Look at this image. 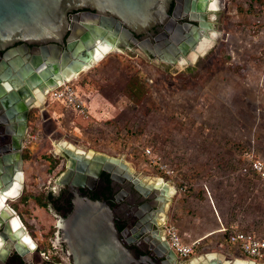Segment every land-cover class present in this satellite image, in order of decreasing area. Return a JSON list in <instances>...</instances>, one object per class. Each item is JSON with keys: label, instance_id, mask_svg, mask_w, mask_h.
Wrapping results in <instances>:
<instances>
[{"label": "rangeland", "instance_id": "rangeland-1", "mask_svg": "<svg viewBox=\"0 0 264 264\" xmlns=\"http://www.w3.org/2000/svg\"><path fill=\"white\" fill-rule=\"evenodd\" d=\"M263 1L218 0L217 37L193 64L171 65L136 48H120L77 75L73 84L86 106L88 97L108 91L113 116L73 118L50 102L43 112L33 109L24 141L23 197L57 189L66 161L54 144L64 141L85 154L122 159L144 183H171L178 194L166 214L184 240L200 244L196 254L207 253L206 245H217L226 232L209 221L207 198L226 221L236 220L238 230L264 236V180L242 172L248 155L264 161ZM46 116L51 119L42 124ZM147 148L172 176L151 164ZM46 168L55 173L51 182ZM19 206L26 218L54 223L39 207ZM210 230L218 233L206 240Z\"/></svg>", "mask_w": 264, "mask_h": 264}, {"label": "water", "instance_id": "water-1", "mask_svg": "<svg viewBox=\"0 0 264 264\" xmlns=\"http://www.w3.org/2000/svg\"><path fill=\"white\" fill-rule=\"evenodd\" d=\"M174 1L0 0V53L21 44L27 54L23 59L17 56V52L13 53L16 58L8 60L11 68L0 74V106L7 110L9 118H14L20 107L25 113L33 109L42 110L43 107L34 103L40 92L43 93L44 106L49 89L75 74H81L85 67L92 65L96 46L94 41L102 39L101 45L114 44L119 49L130 50L138 49L134 46L137 37L147 40L155 30L173 34L172 25L180 18L176 12L177 5L172 8ZM187 1L190 7L183 17H187L188 21L183 27L193 37L188 34L183 36L181 28H178L176 34L181 41L176 42L178 48H174L173 55L179 61L196 53V46L203 39L210 38V32L214 30L212 21L216 12L209 11L210 0ZM84 15L94 17L96 21L90 22ZM207 15L210 21L205 22ZM24 98L27 100L22 104L20 100ZM60 154L65 157V170L55 183L59 189L69 186L74 198L71 212L64 219L57 220L56 226L72 264H147L146 259L137 260L133 251L120 239L114 212L106 201L81 196L82 185L79 182H83L88 174L99 178L104 172L109 176L112 187L125 172L133 185L154 194L157 214L168 209L171 203L173 196L167 195L168 187L159 189L134 178L120 158L97 153L88 156L68 149ZM9 157L0 156V194L18 180L16 165L15 170L7 176L3 175L11 163ZM22 188L21 183L15 197L21 195ZM10 199L13 198L1 201L0 210ZM156 239L146 251H142L144 255L150 256L151 253L146 252H151V246L160 248L164 245L159 236ZM165 246L169 249L166 241ZM194 261L177 260L180 264H194ZM205 264L225 263L209 260Z\"/></svg>", "mask_w": 264, "mask_h": 264}, {"label": "flooded vegetation", "instance_id": "flooded-vegetation-1", "mask_svg": "<svg viewBox=\"0 0 264 264\" xmlns=\"http://www.w3.org/2000/svg\"><path fill=\"white\" fill-rule=\"evenodd\" d=\"M175 5H177L176 12L180 18L175 20L174 25H172L173 34L167 35L163 31L155 30L151 37H147V40L137 37V44L134 46H137L139 51L146 52L150 58L159 59L171 65L186 66L194 63L195 53L190 56V62L182 61V63H178L179 59L173 54L174 48H178L176 42L181 41L179 35L176 34L178 28H181L183 36L188 34L193 37L183 27L184 23L188 21L187 17L183 16L186 9L190 7V3L187 0H175L172 3V8ZM83 17L90 22L96 21L94 17L89 15ZM204 21H210L209 15ZM15 52L18 53L17 56L26 59L27 54L21 44L5 49L0 53V74L11 68L8 60L12 61L16 58V55H13ZM30 56L32 57L33 54L30 53ZM26 100L24 98L20 101L24 104ZM41 101L38 100L35 105L43 107V112L45 106L42 105ZM31 111L25 113L20 107L18 114H16L17 117L9 118L6 115L7 110L0 106V156L10 155L9 159H11V163L3 171V175L7 176L10 171L15 170L16 165L18 167V180H15V183L16 185L22 183L23 190L25 187V174L22 169L25 158L24 141L29 130ZM127 175L125 172L122 173L119 180L110 187L109 176L104 172L100 174L99 178H94L88 174L83 182H79L82 185L80 195L94 200L106 201L114 212L120 239L133 251L137 260L146 259L147 264H180L177 262L179 260L177 256L165 246L166 239L162 229H160L164 222L160 219L161 213L157 214L158 207H156L154 194L133 185L127 179ZM133 177L138 178L137 175ZM145 183L147 184V182ZM10 189H7L3 194L7 196L9 191H16L15 187ZM48 192L52 194V197L45 199V208L39 207L34 201L19 205L23 208L26 207V209L32 206L39 207L46 215L53 217L54 223L50 225L40 222L36 216L30 215L26 218L20 206L14 205V201L9 200L2 206L0 210V264H72V258L68 255L66 246L60 241V233L56 225L57 220L64 219L71 212L74 196L69 186L63 189L57 188L55 191L46 189L42 193L38 192L37 195H46ZM0 198H2L1 195ZM158 236L164 245H161L160 248L153 245L151 252H146L147 254L151 253L150 256L144 255L142 251H146L153 240L157 241ZM206 256L203 255V258Z\"/></svg>", "mask_w": 264, "mask_h": 264}, {"label": "built area", "instance_id": "built-area-1", "mask_svg": "<svg viewBox=\"0 0 264 264\" xmlns=\"http://www.w3.org/2000/svg\"><path fill=\"white\" fill-rule=\"evenodd\" d=\"M109 54L111 53H108L107 55ZM49 102L58 103V105L63 107L64 110H72L73 112L81 114L83 116L88 115V108L86 106V103L77 94L73 81L61 82L58 83L55 87L49 89L46 96V103L44 104L46 108ZM31 140H37V137L32 136ZM144 155L149 159L151 164L157 166L158 169L165 173L167 176H172L174 174L171 168L159 161V158H156L151 149H145ZM245 163V167L242 169V172L244 174L253 175L260 180H264L263 160L256 159L253 155L250 154L246 157ZM47 168L45 169L46 173ZM54 174L55 173L51 175L47 173L48 178H50V182L54 178ZM46 189H49V187H46ZM20 196L21 195L10 200H18ZM162 232L164 238L167 241L168 247L180 261H188L192 256L196 254L195 251H197L200 244L196 242H185L179 232L178 227L173 222H171L169 218H167L163 223ZM226 234V243L236 257L232 261L233 263L236 261L264 263V236L240 231L236 228H232L229 231H226Z\"/></svg>", "mask_w": 264, "mask_h": 264}, {"label": "crops", "instance_id": "crops-1", "mask_svg": "<svg viewBox=\"0 0 264 264\" xmlns=\"http://www.w3.org/2000/svg\"><path fill=\"white\" fill-rule=\"evenodd\" d=\"M103 60L104 59H102L98 64H100ZM98 64H96V65L98 66ZM96 65H94V66H96ZM107 92L108 91H106L105 93L104 92L102 93L104 96H101V95H99V93H97L96 95L93 94L91 97H88V100L90 99L89 100V107H87L88 108V115L84 116V117H87V118L90 117V120H92V119L93 120H101V118H103L104 116H113L114 113L111 110H109L107 107V105H109V103L107 101V95H106ZM80 96H81V98H83L82 95H80ZM84 96H85L84 98H87L86 95H84ZM101 108H102V110L100 111ZM46 109H48V106ZM46 109H44V110H46ZM64 115H71V116H73V118L75 116H77L75 114V112H73L72 110H67ZM50 119H51V116H46L42 120V124L49 121ZM73 124H74V122H73ZM175 191H176V189H175ZM177 194H178V192H175L174 195L176 196ZM174 195H173L172 199L174 198ZM207 199L204 201V204H205L206 210L208 211L210 222H212V223L214 222L215 224H217V226L219 228L222 226L223 228L226 229V231H229L232 228L238 229V224H236V220L233 219L232 222L226 221L224 216L221 214L217 204L214 202V206H211L209 200H207ZM167 218H169V217L167 216ZM169 220H170V218H169ZM237 221H239V219H237ZM217 233L215 232V230H210L208 232H205L204 238L206 240H210V238H213L214 234H217ZM226 236H227V234L225 232L217 245H214V244L213 245L212 244L206 245L207 249L209 250L207 253L195 254L187 262L190 263V261L196 260V262L194 261L195 262L194 264H199L198 259H200L201 261L221 260L222 262H226L228 264L233 263L232 261L236 257H235V254L233 253V251L230 250V248L228 247V245L226 243ZM184 241L187 242L186 240H184ZM187 243H191V242H187ZM203 255H207V256L205 258H200ZM212 255H213L214 259L211 258ZM206 258H210V259L206 260ZM189 263H186V264H189Z\"/></svg>", "mask_w": 264, "mask_h": 264}, {"label": "bare ground", "instance_id": "bare-ground-1", "mask_svg": "<svg viewBox=\"0 0 264 264\" xmlns=\"http://www.w3.org/2000/svg\"><path fill=\"white\" fill-rule=\"evenodd\" d=\"M208 9H209V11H212V12H218L219 11L218 0H210L209 1V5H208ZM216 37L217 36H216V34H214V30H212V32L210 33V38L203 39L196 46V53L194 55V59L197 56V54L202 55L203 53H205L206 52V49L211 45L210 42H212ZM101 41H102V39H99V41H97V42L94 41V44L96 46L99 45V47L97 48L95 46L94 60L92 61V65H89V66L85 67L84 70L92 68L96 63H98V61H100L101 59H103L105 57V55H107V53H113V52H116V51H120L119 47H117L114 44H112L111 46L103 45V44L101 45L100 44ZM192 54H194V53H192ZM188 60H187V58L186 59H180L179 63H182V61L190 62V57H189ZM76 77H77V74H75V75L67 78L63 82L73 81V79H75ZM42 96H43V93L40 92L38 98L35 99L34 103H38V100H42V98H41ZM41 102H43V101H41ZM54 145H55V147L57 149V152H59V153L62 152L63 150H67V149L68 150H73V151L79 152L76 148L72 147L71 145H69L68 143H66L64 141L55 142ZM79 153H83V152H79ZM94 154H95L94 152L90 151L87 155L88 156H92ZM130 173H131L132 176L135 175V174L133 175V173L131 171H130ZM134 178H136V177H134ZM137 179H139L141 182H143V180H141L139 177ZM144 180H146L145 182H148L147 184L143 182L144 184H146V185H152L153 187H156V188H159V189L162 188L163 186H167L168 187L167 195L169 197H172L173 194L175 193L174 187L169 182H162L160 179H155V178H145ZM15 185H16V183H14L13 186H11V189L14 188V187L16 189L21 187V183H19L16 186ZM16 193L17 192L15 190L9 191L7 193V196L4 195L3 193H1L0 195L2 196V198H0V203H1V201H4L7 197L14 198L15 195H16ZM166 213H167V209L164 210L163 212H161L160 219L163 222H165V220L167 219V214ZM209 259L210 258H206V260H209ZM198 261H199V264H205L207 262V261H201L200 259H198ZM224 263L225 264H228L226 262H224ZM236 264H261V263L236 261Z\"/></svg>", "mask_w": 264, "mask_h": 264}, {"label": "trees", "instance_id": "trees-1", "mask_svg": "<svg viewBox=\"0 0 264 264\" xmlns=\"http://www.w3.org/2000/svg\"><path fill=\"white\" fill-rule=\"evenodd\" d=\"M263 3H264V1H263ZM45 162H47L49 165V167H48V172H49L51 170L49 160L45 159ZM51 197H52V194L50 192H48L46 195L43 194L41 196H38L36 194L35 196H31V197H23V194H22L16 203H28V202L34 201L39 205V207L45 208V206H46L45 199L46 198L51 199Z\"/></svg>", "mask_w": 264, "mask_h": 264}]
</instances>
